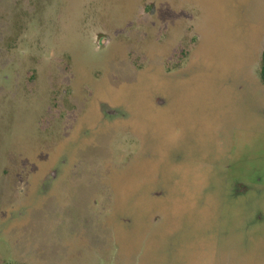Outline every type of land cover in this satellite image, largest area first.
I'll use <instances>...</instances> for the list:
<instances>
[{"label":"rangeland","instance_id":"obj_1","mask_svg":"<svg viewBox=\"0 0 264 264\" xmlns=\"http://www.w3.org/2000/svg\"><path fill=\"white\" fill-rule=\"evenodd\" d=\"M264 0H0V264H264Z\"/></svg>","mask_w":264,"mask_h":264},{"label":"trees","instance_id":"obj_2","mask_svg":"<svg viewBox=\"0 0 264 264\" xmlns=\"http://www.w3.org/2000/svg\"><path fill=\"white\" fill-rule=\"evenodd\" d=\"M263 73H264V54H263Z\"/></svg>","mask_w":264,"mask_h":264}]
</instances>
